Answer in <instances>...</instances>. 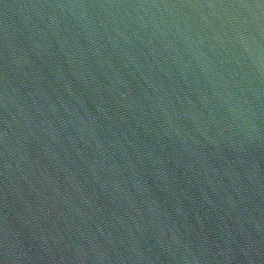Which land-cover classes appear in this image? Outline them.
<instances>
[{
    "label": "water",
    "instance_id": "water-1",
    "mask_svg": "<svg viewBox=\"0 0 264 264\" xmlns=\"http://www.w3.org/2000/svg\"><path fill=\"white\" fill-rule=\"evenodd\" d=\"M0 264H264V0H0Z\"/></svg>",
    "mask_w": 264,
    "mask_h": 264
}]
</instances>
